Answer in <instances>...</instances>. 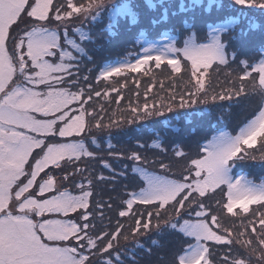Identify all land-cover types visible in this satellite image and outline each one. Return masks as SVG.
Returning a JSON list of instances; mask_svg holds the SVG:
<instances>
[{"label":"snow or ice","instance_id":"snow-or-ice-1","mask_svg":"<svg viewBox=\"0 0 264 264\" xmlns=\"http://www.w3.org/2000/svg\"><path fill=\"white\" fill-rule=\"evenodd\" d=\"M143 7L155 13L147 26L136 0H0V264H140L137 250L151 256L153 247H163V237L177 233L188 239L172 264H264V180L257 183L244 172L249 162L264 167V0H179L176 8L172 0H144ZM176 17L179 27L171 23ZM169 24L157 33L166 39L174 33L167 43L145 38ZM198 24L206 29L203 39ZM133 27L140 51L134 59L132 52L110 59ZM256 41L260 58L249 62L246 50ZM153 62L155 69L169 68L173 78L187 73L184 92L167 104L129 106L131 116L105 122V108L94 98L119 95V89L102 92L90 80L125 77L126 83L129 73L148 75ZM221 72L231 87L217 92L212 82ZM252 94L260 97L254 117L235 135L220 130L197 141L198 152L179 178L168 175L170 161L149 160L136 150L144 143L136 141L127 153L112 143L114 131L128 135L125 125L166 113L176 114L166 117L169 126L173 120L191 123L204 113L181 110L209 100L239 103ZM97 132L108 137L109 157L136 162L134 176L128 165L117 169L103 159L107 175L85 176L89 170L81 163L100 156L89 148L100 149ZM149 147L165 151L159 141ZM186 156L174 150V157ZM98 184L115 195L93 203ZM216 195L221 198L213 200ZM116 201L118 217L131 223L126 227L117 219L113 230L96 231L93 221L103 223L105 209ZM76 213V221L68 219ZM223 215L242 217V230L225 226ZM152 234L148 246L141 242ZM130 238L133 247L122 249L121 241Z\"/></svg>","mask_w":264,"mask_h":264},{"label":"trees","instance_id":"trees-1","mask_svg":"<svg viewBox=\"0 0 264 264\" xmlns=\"http://www.w3.org/2000/svg\"><path fill=\"white\" fill-rule=\"evenodd\" d=\"M140 1V5H141V10L144 11V12H147L146 16L144 18H147L148 15L151 14V12H148L147 9H145L143 7V3H144V0H138ZM224 2L226 3L227 0H224ZM154 15V14H153ZM175 21L178 22L179 21V18L176 17L175 18ZM97 27H100V25H97ZM96 33L94 32V35ZM127 43H129L131 41V33H129L128 35V38H127ZM124 46V45H123ZM123 46H120V48L122 49ZM119 48V47H118ZM118 52V49L116 48L114 51H113V54L114 55L115 53ZM88 67H91V65H88ZM153 73L151 74H148V75H142V80L140 81V85H142V87H144V89H147L149 88L150 86L147 84L149 82H152V81H157L158 82V78H156L158 75L160 76H165L167 75L166 77H164L163 79V83L165 82H168L171 75H170V70L168 71H164V72H161L159 73L160 71H157L156 69H152ZM92 76L94 77L95 76V71L92 73ZM221 76V75H220ZM226 77V76H225ZM156 78V79H155ZM216 79V78H215ZM217 80V79H216ZM217 81H222V80H217ZM90 82L93 83V86L96 90H99L101 89L102 92L104 90H109L111 88H109L108 84L105 83V82H100L99 84H96L94 79L90 80ZM138 82V81H137ZM161 83V82H160ZM150 84V83H149ZM157 86H159V84H156ZM117 88L118 89H121L119 90V95H121L124 91L125 93L127 94L128 93V89H129V85H124L123 82H119L117 83ZM116 93V96L112 95L111 94V97H112V100L114 102L117 101L118 99V94L117 92ZM252 98V102L251 104H247V106L245 107V109H243L244 112H247L251 107L252 105L255 103L256 99H255V96L252 95L251 96ZM121 102H124L123 99H120ZM150 102L149 105L153 104V103H157V105H159V103H164V104H167L170 102V98H167V100H153V99H150ZM178 102V101H177ZM124 107V106H123ZM232 107V110L234 109V106L231 105ZM211 108H208L206 106H203L201 104H196L194 105L191 109H185V110H181V111H204V110H209ZM220 109H224L220 106H218V109L217 111H219ZM240 110V109H239ZM238 109L236 112H240ZM241 113V112H240ZM118 114L119 116H124V115H127V117L131 116V112L126 110V107L125 109L121 110V107L119 108L118 110ZM176 114L175 113H166V116L165 117H153V118H150V119H146V120H142L140 121V126L138 127V133H142L144 136V139L143 140H137V141H140L141 143H144L145 144V148L144 149H136L138 151H140L141 155L142 156H145L147 157L151 152L152 150L157 154H161V152H158L156 151L154 148H150L148 146V143H147V137L151 136V135H154L156 132H161L163 135L167 136V142L169 143V146L171 147L172 144L174 143L173 141L175 140L174 138H172L171 136H175L173 135V132L170 130L167 129V127H164L163 124L165 123V120H166V117H172V116H175ZM182 120V119H181ZM180 120V121H181ZM202 121V120H201ZM200 121V123H201ZM180 123V122H179ZM177 123L175 120L172 121V125L174 124H179ZM199 123V125H200ZM195 122L192 120L191 123H189V125H194ZM173 128H176V127H173ZM130 131H133V130H128V134H131L132 132ZM189 133V131H188ZM187 133V138L186 139H181L183 141H185L186 144L188 143H191V146H192V149H195L196 147V139H195V135H189ZM125 134L124 133H115L112 137V143L115 145V149L116 151H123L125 153H127L129 150L133 149L135 146H132V145H126V148H123L122 146H120L119 144H117L118 142H116V140H118V138L120 137V139H122V137L124 136ZM106 146V136L103 135L101 136V139H100V147H104ZM185 150L188 151V147L187 146H184ZM143 151V153H142ZM167 158H170L171 160V164H175L177 166H181V167H185L186 163H187V158H188V155L184 158H176L174 157V154H173V151L168 153L166 155ZM108 158L111 160L110 161V164H112L114 167H115V163L118 162L120 166H117L116 168L117 169H120L122 166L124 165H128V173H129V176H133L134 174L131 172V166L133 165L134 161H130V160H127V159H119L117 160L116 159V162H115V158L113 157H109ZM101 159L103 160H106L107 161V156L106 158H104L103 156H99L98 159L96 160H92V161H87L86 163H81V167H87L89 172L85 174V176H88L89 173H100V172H104L105 175H107V170L103 168L102 164H101ZM168 162V161H167ZM102 166V167H101ZM246 166H251L253 167L254 169H257V167H259V163L256 162V163H251L249 162L248 165ZM245 166V167H246ZM264 167H262L263 169ZM80 181L82 180L81 177L78 178ZM137 179V178H136ZM76 183H77V180H76ZM78 189V188H77ZM93 192H94V195L93 197L91 198L93 203L96 202V201H99V200H108V197L110 195H115L114 193H112L108 186L106 185H95L94 188H93ZM221 196L220 195H216L215 197H213V200L215 199H220ZM119 201H116L113 203V208L111 210H108L107 208L105 209V220L103 221V223H101V221H99L98 219L97 220H94L93 223H96L97 224V227L101 226V228H107V225L110 226L111 228L107 230L111 231L114 229L115 227V223H116V220L117 219H120L121 222H123L125 224V226L127 227V225L130 223V222H127L128 219H130V217H127V218H119L118 217V211L120 210L119 209ZM136 209H139L140 211H143L144 210V206H137ZM90 211L92 210L91 208L89 209ZM249 215H251V211L249 213ZM77 217H78V213H77ZM223 220H227L228 218H230L229 216L227 215H223ZM109 220H111V223L109 224ZM100 228V229H101ZM100 229H96V231H99ZM152 238H156L155 234H152L151 237H146V238H140L141 239V242L145 243L146 246H148V242L150 239ZM178 234H175V235H166L165 237L162 238L163 240V247H160V248H156V247H153L152 248V254L151 256H148L146 253L142 252L141 250H137V257L138 258H141L140 259V264H172V261L175 257V255L177 253L180 252L181 250V243L178 239ZM133 247V242L130 238V240L125 243L124 241H121V248L122 249H128V248H131ZM106 255L105 254V258H106Z\"/></svg>","mask_w":264,"mask_h":264},{"label":"rangeland","instance_id":"rangeland-1","mask_svg":"<svg viewBox=\"0 0 264 264\" xmlns=\"http://www.w3.org/2000/svg\"><path fill=\"white\" fill-rule=\"evenodd\" d=\"M136 3L139 4L140 1L136 0ZM178 4H179V0H176V4L173 6V8H176L178 6ZM141 12L147 14V12H144L142 10H141ZM151 14H154V13L151 12ZM150 15H148L147 18H144L146 15H142L141 16V20L143 21L145 26L148 25L147 22L151 19V17H149ZM189 15H191V13H189ZM85 27L87 28V27H89V25H85ZM133 29H136V28L133 27ZM173 35H174V33L170 32L168 34V38L167 39L163 35H161L159 38L155 39V41H151V42H159L160 44L167 43L168 40H170ZM248 49L246 51L249 52L251 48L249 50ZM156 70L160 71L159 73H161V72H164V71H168L170 69L165 67L164 65H162L161 69H156ZM220 75L213 77V82H212L213 88L217 92H219L221 89H226V88L231 87V85L228 83V80L230 78L229 77H225L224 73H222ZM166 76L167 75L156 77V78L159 79L158 82L157 81H152V82H149L150 84L147 83L150 86L147 89H144V87H142V85H140V82H135V78H134L132 73L127 74L126 83H125V77H112L110 79V81H108V82L101 81V82L107 83L109 88H112V87H116L117 88V81L123 82L124 85H129L128 93L126 94L125 91H124L121 95L118 96L117 100H119V103H117V101L114 102L112 100L111 94L116 96L115 92H110V95H109L108 98H104L103 96L100 97V98H94L93 103L96 104L97 107L100 104H102L104 106L105 111L103 113H101V114L104 115L105 122H107V120L109 118H117L118 119V118L121 117L118 114V110H119L120 107H121V110L125 109V107H126V110L130 111V107L129 106H131V107H135L137 105L143 106L145 103L149 104L150 102H152V101H150V99H153V100H167V98H170L173 94H175L178 97L181 93L184 92V90H185V88L187 86L186 85V81L188 79L187 73H182L180 76H177L175 78H173L171 76L168 82L163 83V80H164L163 78L166 77ZM215 78L217 80H222V81H217ZM156 84H159V86H157ZM119 90H121V89H119ZM99 91H102V90L99 89ZM252 95H254V94H252ZM252 95H247V96L240 97L239 98V103H236L235 101H217L216 104L214 105L209 100V102L207 104H201V105L213 109L216 112L217 118L221 117V115H222L226 119H229L231 114L229 112H227L228 111L227 109H220L219 112L217 111L219 104L234 103L233 113L235 114L237 109L238 110L239 109L243 110V109H245L247 104H251V102H252L251 96ZM120 99H123L124 102H121ZM207 111L208 110H204L203 111L204 114H203L202 117H193L192 118V120L195 122L197 127L199 126V123H200L201 120L206 119V118L209 117L207 115ZM113 113H115V116H113ZM123 117H127V115H124ZM139 123H140V121L137 124H134V125H131V126L125 125L126 129L133 130V131H130V132H132L131 134L124 135L122 137V139H120V137H119L118 140H116V142H118L117 144H119L123 148H126V145L127 146L128 145L135 146L137 140H139V139L143 140L144 139V136H142L143 134L142 133H138V131H137L138 127L141 124V123L140 124ZM186 124H187V122L182 119L181 127L185 128L187 126ZM163 126L167 127L168 130L171 129V131L173 132V135H175V136L179 135V133H177L174 130L173 126H169L166 123H164ZM224 130L231 132L229 127H228V125L225 126ZM115 133L116 132L114 131L113 135ZM121 133H123V132H121ZM94 134H95V136L97 138L98 143H100L101 136H103V135L106 136V142H107L108 137H107L106 133L97 132V133H94ZM232 134L234 135V133H232ZM113 135H112V137H113ZM146 139L150 140L152 143H153V141H159L161 143L162 148L165 149L164 152H161L160 148H154L156 151L161 152V154L157 155L152 150V152L147 156V158L149 160L156 159V158H161V159H164L166 162L167 161L171 162L170 158L166 157V155L168 153L173 151V148H171L169 146V143L166 140L167 136L163 135L161 132H158V133H155L154 135H151V136L147 137ZM257 146H259V145H257ZM189 147H191V143L189 144ZM89 148H90V150H93V151H96V152L100 153V155L103 156L104 158H106V156H107V162L110 163L111 160L108 158L106 146L100 147V149H96L94 146L89 144ZM142 153H143V151H142ZM114 160L116 162V159H114ZM251 163H253V162H251ZM117 166H120L118 162L115 163V167H117ZM145 167H148V166L145 165ZM249 168L252 169V170H255V169H253V167H249ZM150 170L157 171V172L160 171L158 168H150ZM183 172H184L183 167L177 166L175 164H172V171H171V173H168V175H170L172 178H179ZM57 175H59L58 170H57ZM78 178H79V176L76 177L77 183L81 182ZM65 187L70 192H72L73 194L78 195L79 192H80V190L77 189L75 187V185L72 184V183L66 184ZM105 201H107V200H105ZM136 207L137 206H134V211L139 210V209H136ZM61 218H63V217H61ZM70 218H71V216L68 217V219H70ZM37 219H39V218H37ZM241 219H242V217H238L234 221V217H230V218H228L227 220H225L222 223L225 226H229V227H232L235 224L236 227L233 228V231L235 232L238 229L242 230V229H240ZM127 222L131 223V218L128 219ZM246 222L247 221L245 220V223ZM97 228L100 229L101 226H99ZM107 228L110 229L111 227L107 225ZM233 248L234 249H238L239 246L238 245H233Z\"/></svg>","mask_w":264,"mask_h":264}]
</instances>
